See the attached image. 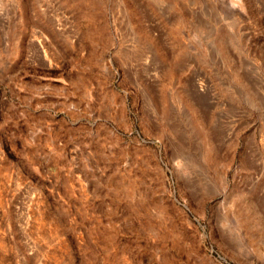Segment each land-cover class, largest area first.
Instances as JSON below:
<instances>
[{"label":"rangeland","instance_id":"obj_1","mask_svg":"<svg viewBox=\"0 0 264 264\" xmlns=\"http://www.w3.org/2000/svg\"><path fill=\"white\" fill-rule=\"evenodd\" d=\"M0 264H264V0H0Z\"/></svg>","mask_w":264,"mask_h":264}]
</instances>
